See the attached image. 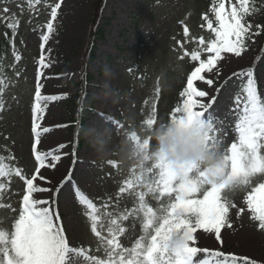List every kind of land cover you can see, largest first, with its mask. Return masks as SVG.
<instances>
[{
    "label": "rangeland",
    "instance_id": "374dc122",
    "mask_svg": "<svg viewBox=\"0 0 264 264\" xmlns=\"http://www.w3.org/2000/svg\"><path fill=\"white\" fill-rule=\"evenodd\" d=\"M259 1L264 3V0ZM57 2L60 0H40L34 9H30L25 0H0V7L8 6L19 20L13 37V30L0 18V39H7L11 45L0 59V79L4 81L0 156L15 157L6 162L31 178L37 167L32 152V109L37 85H41L42 95L60 97L47 103L39 121L42 135L38 150H56L61 160L55 168L41 169L40 175L46 180L35 181L38 186L51 191L33 195L36 199H48L53 210H58L70 247L90 248L87 255L106 259L104 243L92 232L87 209L79 203L77 192L99 209L105 225L102 235H108L106 228L114 220L126 229L119 238L124 247L131 248L143 234L140 204L157 210L161 206L156 182L162 164L157 155L155 133L169 121L182 115L189 116L183 109L174 112L177 107H182L185 97L181 93L188 75L197 66V62L192 63L190 55L184 56V53L198 49L201 37L206 41L214 38L203 19L208 14L214 20L209 12L213 0H107L100 26L105 37L97 42V57L86 69L91 77L88 93L82 90L88 107L87 126L74 173L71 143L75 136L68 124L73 113L78 115L71 101L78 97V84L85 73L83 60L91 32L94 0H62L54 22L55 32L43 50L49 67L41 68V36L51 18V6ZM18 4L23 6V12ZM247 20L253 23V31L257 30L256 25L264 29V10ZM262 32L251 37L248 50L241 57L226 54L213 73H204L207 79L214 80L212 87L195 82L198 89L208 93L207 97L196 99L205 105L206 117L213 119L215 131L212 128L209 140L220 145L222 160L223 152L238 139L236 97L243 95L241 89L247 79L244 77L242 81L234 73L249 70L259 55L253 74L258 95L262 100L264 98ZM38 72L43 75L38 76ZM44 128L49 131L44 133ZM60 145L64 147L60 148ZM115 156L122 162L119 171L106 166ZM48 163L51 164V160ZM224 163L223 160L219 169L202 164L188 169L186 174L194 178L204 174L209 181L215 178L221 182ZM0 183L7 186L0 193V229L11 232L19 216L26 186L16 176L11 181L2 179ZM259 183H264V176L253 178L246 188L224 193L237 207H244L245 212L237 215L236 209H230L232 227L222 229V246L214 233H202V230H198L195 246L264 264V231L251 220L244 203L248 192ZM56 190L59 194L55 207ZM166 202L167 198L163 203ZM125 215L129 217L127 221L121 219ZM76 259L79 264H89L82 256Z\"/></svg>",
    "mask_w": 264,
    "mask_h": 264
},
{
    "label": "snow or ice",
    "instance_id": "6c2138e0",
    "mask_svg": "<svg viewBox=\"0 0 264 264\" xmlns=\"http://www.w3.org/2000/svg\"><path fill=\"white\" fill-rule=\"evenodd\" d=\"M25 3L30 9H34L40 0H25ZM61 3L62 0L51 6V18L45 25L46 32L41 36V68L49 67L45 63L43 50L55 32L54 22L57 20ZM17 7L23 12V6L18 4ZM258 11L260 9L255 6L254 0H213L209 12L214 16V20L209 18L208 14H205L203 19L214 38L206 41L201 37L198 49L184 53V56L190 55L191 61L197 62V66L188 75L186 87L181 93V96L185 97L182 107H177L174 112L183 109L190 118L207 121L209 127L215 131L213 119L206 117L205 105L196 99L207 97L208 93L198 89L195 82H204L212 87L214 80L207 79L204 73H213L218 64L226 58V54L241 57L248 50L251 37L264 31L259 25H256L257 30L253 31V23L247 20ZM0 14V18L7 22V27L13 30L14 37L19 20L8 6L0 7ZM184 31L187 35V28ZM16 59L19 60V56ZM216 74L218 75V71ZM40 75L43 73L38 72V76ZM234 75L242 81L244 77L247 79L241 89L243 95L236 97L235 129L238 139L223 152L225 163L224 170L220 173L223 177L221 182H217L215 178L209 181L204 178V174L196 178L176 174L160 165L156 188L161 206L157 210L150 205L140 204L139 220L143 234L135 240L131 248L124 247L120 242L119 238L126 229L120 226L119 221H110V226L106 228L108 235H102L105 225L100 219L99 209L85 195L77 192L79 203L87 209L86 215L91 220L92 232L104 243L106 259L87 255V250L83 248L70 247L60 223L58 210H53L48 199L34 198L33 194L51 191L35 183L37 179L46 180L40 175L41 169L55 168L61 160L56 150H38L42 135L39 121L47 103L60 98L56 95H42L41 85L38 84L32 109V152L37 163L35 173L31 178H27L20 168L6 162L14 160L15 157L0 156V180L11 181V178L16 176L23 180L26 186L19 216L12 231L0 229V264H79L76 258L81 256L89 264H256L247 257L195 246L198 230H202V233H214L216 241L222 246V229L232 227L230 209H236L237 215L245 212L244 207H237L224 193L246 188L251 185L253 178L264 176V100L258 95L251 69ZM3 87L4 81L0 79V110L4 108ZM214 102L213 99L212 103ZM197 108L204 111L194 110ZM48 131V128L43 129L44 133ZM215 138L220 142L216 135ZM59 147L63 148L64 145ZM49 160L51 164L48 163ZM6 187V184L0 183V193ZM165 198L167 202L163 203ZM141 199L143 200V197ZM244 203L251 220L256 222L259 230L264 231V183L253 187ZM128 218L126 215L121 217L125 221ZM172 234H176L181 240L175 247L169 246Z\"/></svg>",
    "mask_w": 264,
    "mask_h": 264
},
{
    "label": "clouds",
    "instance_id": "9594fccd",
    "mask_svg": "<svg viewBox=\"0 0 264 264\" xmlns=\"http://www.w3.org/2000/svg\"><path fill=\"white\" fill-rule=\"evenodd\" d=\"M211 132L206 121L182 115L156 131L157 155L176 174L202 164L219 169L223 166L220 145L209 140ZM180 243V237L172 234L169 246Z\"/></svg>",
    "mask_w": 264,
    "mask_h": 264
},
{
    "label": "trees",
    "instance_id": "16d2710c",
    "mask_svg": "<svg viewBox=\"0 0 264 264\" xmlns=\"http://www.w3.org/2000/svg\"><path fill=\"white\" fill-rule=\"evenodd\" d=\"M255 2V6L257 8L261 10H264V3H261L259 0H254ZM107 3V0H94L93 4H92V11H94L92 18L90 20L91 22V32H90V37L88 40V47L87 50L85 51L84 54V60H83V65L85 68V73H83V77L81 78L82 81L81 83L78 84V87L80 89L79 95L78 97L71 101V105L72 108L77 110L78 115H74L75 113H73L72 117L70 118V122H69V126H70V130L73 134L74 140L71 143V154H72V158L73 160V166H72V170L73 173L75 171V166L77 163V157L80 153V151L82 150V146H83V140L86 134V119H87V115H88V107L85 104V97H83L84 95L82 94V90L83 92L85 91L86 94L88 93L87 87L91 82V77L89 74L86 73V69L92 64V62L96 59V51H97V42L98 41H102V39H104L105 37V33L103 28L100 29V26L102 25V20H103V9L105 7ZM259 12V11H258ZM108 23V22H107ZM109 24V23H108ZM210 31V30H209ZM263 37H264V31L262 32ZM10 42L5 39V38H1L0 39V59L3 57L4 53L7 52V50L10 49ZM261 55H259L255 61V63L252 65V67L250 68L253 73H255V69L256 66L258 64V61L260 59ZM193 63V61H191ZM82 94V95H81ZM87 96V95H86ZM264 100V98H263ZM160 159V158H159ZM160 162L162 165H164L165 167H168L161 159ZM107 168H111L115 171H119V169H121L122 167V162L119 160H117V156H115L112 160L108 161L107 163ZM169 169V168H168ZM170 170V169H169ZM171 171V170H170ZM185 176H188L186 173H184ZM59 190V189H58ZM58 190L55 191L56 195L55 198L53 199V202L55 204V207L57 206L56 204V199L58 197ZM62 216H60V223H62ZM63 226V225H62ZM64 228V226H63ZM87 250V252H89L90 248L85 249Z\"/></svg>",
    "mask_w": 264,
    "mask_h": 264
}]
</instances>
